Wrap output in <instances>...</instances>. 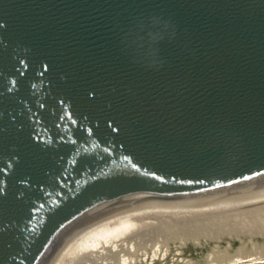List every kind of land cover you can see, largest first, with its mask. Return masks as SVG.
Wrapping results in <instances>:
<instances>
[{"label": "water", "instance_id": "1", "mask_svg": "<svg viewBox=\"0 0 264 264\" xmlns=\"http://www.w3.org/2000/svg\"><path fill=\"white\" fill-rule=\"evenodd\" d=\"M262 193L264 0H0V264Z\"/></svg>", "mask_w": 264, "mask_h": 264}, {"label": "bare ground", "instance_id": "2", "mask_svg": "<svg viewBox=\"0 0 264 264\" xmlns=\"http://www.w3.org/2000/svg\"><path fill=\"white\" fill-rule=\"evenodd\" d=\"M263 262L264 193L110 216L75 239L57 264Z\"/></svg>", "mask_w": 264, "mask_h": 264}, {"label": "rangeland", "instance_id": "3", "mask_svg": "<svg viewBox=\"0 0 264 264\" xmlns=\"http://www.w3.org/2000/svg\"><path fill=\"white\" fill-rule=\"evenodd\" d=\"M144 259V258H143ZM253 264H264V262L263 263H253Z\"/></svg>", "mask_w": 264, "mask_h": 264}]
</instances>
